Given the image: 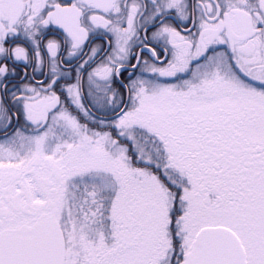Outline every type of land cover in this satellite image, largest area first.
Returning <instances> with one entry per match:
<instances>
[{
    "label": "snow or ice",
    "instance_id": "snow-or-ice-1",
    "mask_svg": "<svg viewBox=\"0 0 264 264\" xmlns=\"http://www.w3.org/2000/svg\"><path fill=\"white\" fill-rule=\"evenodd\" d=\"M0 264H264V0H0Z\"/></svg>",
    "mask_w": 264,
    "mask_h": 264
}]
</instances>
